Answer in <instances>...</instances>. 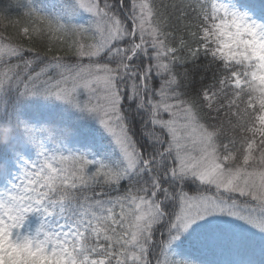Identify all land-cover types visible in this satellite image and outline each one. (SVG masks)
I'll use <instances>...</instances> for the list:
<instances>
[{
    "label": "snow or ice",
    "instance_id": "6c2138e0",
    "mask_svg": "<svg viewBox=\"0 0 264 264\" xmlns=\"http://www.w3.org/2000/svg\"><path fill=\"white\" fill-rule=\"evenodd\" d=\"M7 3L3 264H264V25L253 46L224 0Z\"/></svg>",
    "mask_w": 264,
    "mask_h": 264
},
{
    "label": "clouds",
    "instance_id": "9594fccd",
    "mask_svg": "<svg viewBox=\"0 0 264 264\" xmlns=\"http://www.w3.org/2000/svg\"><path fill=\"white\" fill-rule=\"evenodd\" d=\"M229 5L230 11H235L237 13V17L233 18L232 16H226L223 18L224 23L222 24V29L226 33H231L232 36L230 39L235 40L237 43L243 40L253 41L254 32L251 31L253 22H255L257 25H264V20L258 19L252 11H250L247 8H241L237 4L233 2V0H228L226 2ZM259 29H255V32H258ZM253 46H255L253 41ZM261 85L257 83L254 85V88L256 90H259ZM27 119V118H25ZM30 123H43L46 124L47 121H36ZM20 131V129H17L13 123H5L0 124V144H8L9 140L12 139L13 135ZM32 149V145L28 144L26 145V150ZM24 224V232L23 235L29 234V229L26 226V221H22ZM17 232L20 231L19 228L16 229ZM7 242V234L4 235V240L0 246L3 244H6ZM11 255V253H10ZM18 258V254H17ZM28 258L27 256L25 257ZM0 264H3V261L0 260Z\"/></svg>",
    "mask_w": 264,
    "mask_h": 264
},
{
    "label": "trees",
    "instance_id": "16d2710c",
    "mask_svg": "<svg viewBox=\"0 0 264 264\" xmlns=\"http://www.w3.org/2000/svg\"><path fill=\"white\" fill-rule=\"evenodd\" d=\"M45 2H47V5H46V3L43 4V0H39V3L41 4V6H44V7H50L51 6V4H50L51 0H45ZM0 6L6 7L8 14L10 16H12L11 17L12 20H23L24 19V17H23V6L22 5L12 3L9 6L7 3V0H5V3L0 4ZM7 24H8L7 21H4L3 24H0V32L4 31V25H7ZM8 33H14V29L11 26H8V31L5 34L7 35Z\"/></svg>",
    "mask_w": 264,
    "mask_h": 264
},
{
    "label": "rangeland",
    "instance_id": "374dc122",
    "mask_svg": "<svg viewBox=\"0 0 264 264\" xmlns=\"http://www.w3.org/2000/svg\"><path fill=\"white\" fill-rule=\"evenodd\" d=\"M88 13H83L82 14V16L79 18V20L82 18V17H84L85 19H84V21L88 18Z\"/></svg>",
    "mask_w": 264,
    "mask_h": 264
}]
</instances>
